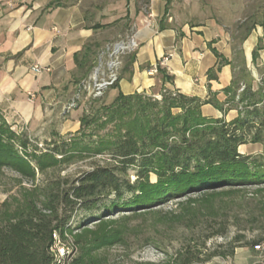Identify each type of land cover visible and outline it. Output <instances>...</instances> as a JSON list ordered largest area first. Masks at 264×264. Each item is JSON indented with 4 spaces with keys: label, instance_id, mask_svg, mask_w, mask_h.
Masks as SVG:
<instances>
[{
    "label": "crops",
    "instance_id": "0c3cea01",
    "mask_svg": "<svg viewBox=\"0 0 264 264\" xmlns=\"http://www.w3.org/2000/svg\"><path fill=\"white\" fill-rule=\"evenodd\" d=\"M218 5V0H0V112L13 130L38 139L54 129L77 132L82 108L64 112L78 85L89 77L105 46L129 37L138 47L125 56L119 87L107 92L108 100L112 92L115 98L120 92L160 97L169 89L228 106L227 90L240 69L238 54L253 91L264 79L258 75L264 69V26H256L237 45L220 24V13L230 16L231 8L219 11ZM89 43L98 46L91 64L83 58ZM221 61L218 79L210 81L209 71ZM34 66L49 71L36 75ZM154 69L158 72L151 74ZM163 73L173 82H165ZM202 111L209 118L223 117L211 104ZM235 113L232 120L238 111L228 112Z\"/></svg>",
    "mask_w": 264,
    "mask_h": 264
},
{
    "label": "trees",
    "instance_id": "16d2710c",
    "mask_svg": "<svg viewBox=\"0 0 264 264\" xmlns=\"http://www.w3.org/2000/svg\"><path fill=\"white\" fill-rule=\"evenodd\" d=\"M257 25L253 22L239 27L244 28L242 41ZM97 48L92 43L86 45L85 62L92 63ZM223 63L209 71L210 81L218 79ZM163 74L165 82H173ZM237 87L234 81L227 90L233 101ZM243 92L239 104H245L244 111L231 122L204 116L202 108L207 104L222 111L213 99L202 100L169 89L163 91L161 100L120 92L109 108L112 121L118 123L114 141H102L96 147L100 148L97 153L109 154L112 162L96 165L75 179L59 177L48 185L42 209H30L0 225V264H55L53 234L65 230L72 233L70 222L79 211L97 214L92 216L95 222H104L115 213L152 209L190 195L264 185V154L252 157L239 152L248 143L264 145L263 99L258 97L260 91L251 87ZM126 116L130 121H124ZM17 143L25 149L29 146L26 135L18 137L0 112V168L31 179L37 168L43 171L53 167L57 155L68 152L65 143L62 148L56 145L50 153L35 156L34 167L16 151ZM46 158L50 161L45 165ZM131 171L135 172L134 182ZM151 174L157 176L156 183L151 182ZM72 264H84L83 257H73Z\"/></svg>",
    "mask_w": 264,
    "mask_h": 264
},
{
    "label": "rangeland",
    "instance_id": "374dc122",
    "mask_svg": "<svg viewBox=\"0 0 264 264\" xmlns=\"http://www.w3.org/2000/svg\"><path fill=\"white\" fill-rule=\"evenodd\" d=\"M218 1L219 11L228 5L231 8L230 16L220 13L224 19L220 24L230 31L237 45L242 43L244 36V28L239 27L253 22L264 24V0ZM243 61V56L238 54L235 65L240 69L236 70L234 78L239 88L235 101L231 95L227 99L228 106L218 102L222 118L227 122L244 111L245 104H239L244 93L242 87L252 88ZM258 75L259 79L264 77L263 68ZM260 81L257 92L260 91L258 97L263 99L260 107L264 111V82ZM115 96L112 92L109 100L107 95L100 100L83 97L73 109L83 110L77 132L61 134L54 129L38 139L31 133L11 128L18 137L26 135L28 148L17 143L16 151L27 161L31 160L34 167V157L50 153L56 145L62 148L65 143L68 152L65 156L57 155L53 167L43 171L37 168L36 176L31 179L11 169L0 168V225L19 218L30 209H42L48 185L59 177L75 179L96 165L112 162L109 154L97 153L100 148L96 147L102 141H114L118 123L112 121L109 108ZM155 98L161 100L162 96ZM230 109L238 111L233 120L232 116L237 114L229 116ZM70 111L65 109L64 114ZM130 119V116L124 117V121ZM239 152L258 157L264 154V145L248 143L241 146ZM49 161L46 158L45 165ZM130 179L136 180L134 171L130 172ZM150 180L156 183L157 176L151 174ZM95 215L79 211L70 222L72 233L67 231L65 243L74 250V258L83 257L84 264H264V185L190 195L152 209L115 213L104 222H95ZM83 225L86 227L78 230Z\"/></svg>",
    "mask_w": 264,
    "mask_h": 264
},
{
    "label": "built area",
    "instance_id": "2783aa9c",
    "mask_svg": "<svg viewBox=\"0 0 264 264\" xmlns=\"http://www.w3.org/2000/svg\"><path fill=\"white\" fill-rule=\"evenodd\" d=\"M138 47L136 39L129 37L121 39L115 43L109 44L103 49L97 58L95 67L89 77L83 80L77 88L76 96L72 99L71 103L66 107V110H73L77 107L83 97L100 100L109 90L113 89L120 82V75L123 69L124 57L133 52ZM168 59H164L167 61ZM32 72L40 75L45 70L41 66L32 67ZM158 70L154 69L151 74L157 73ZM245 86L242 87L244 91ZM35 98L30 94V100ZM68 233L65 230L62 234L55 231L53 234L52 253L55 258V264H72V258L75 256L74 250L65 243Z\"/></svg>",
    "mask_w": 264,
    "mask_h": 264
}]
</instances>
